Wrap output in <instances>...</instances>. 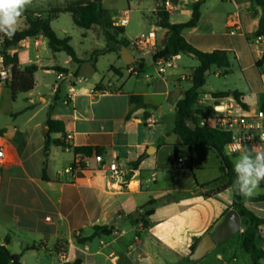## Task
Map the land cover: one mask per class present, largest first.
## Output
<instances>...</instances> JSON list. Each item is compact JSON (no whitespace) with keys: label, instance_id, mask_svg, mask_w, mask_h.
Instances as JSON below:
<instances>
[{"label":"crops","instance_id":"1","mask_svg":"<svg viewBox=\"0 0 264 264\" xmlns=\"http://www.w3.org/2000/svg\"><path fill=\"white\" fill-rule=\"evenodd\" d=\"M70 1L33 0L26 11L53 16L51 28L60 38L70 37L84 63L77 64L64 51L53 52L42 35L28 37L8 50L17 55L20 68L34 65L38 70L34 88L15 100L6 85L0 86V108L4 97L8 102L0 109V137L8 156L0 183V244L24 264H69L77 258L82 264H199L190 260L192 247L213 234L233 209V191L227 187L228 178L215 149L189 148L173 132L176 104L192 87V72L199 61L179 54L168 59L170 65L159 74V61H154L153 55L164 45L167 34L158 25L150 30L156 34L154 50L135 51L136 60L144 62L143 71L137 74L131 71L135 66L125 65L116 46L102 37L98 25L85 29L80 55L73 37L55 26L62 15L71 14L65 11ZM105 1H100L103 8ZM158 1L148 4L144 11L147 19V11H154ZM187 6L186 19L178 23L191 19L193 4L182 8ZM56 10L61 11L54 14ZM125 13L126 30L129 11ZM171 13L170 22L177 24ZM262 14V8L252 0H206L198 25L182 32L201 51L230 52V68L213 65L193 104L200 127L214 128L218 117L229 111L264 108V62L256 64L264 54V39L253 35ZM22 16L17 31L27 28ZM126 33L123 38L130 45ZM108 47L94 65L92 53ZM231 92L239 93V101L232 95L213 96ZM130 95L142 97L147 107H136ZM147 115L154 118L153 125L136 120ZM48 119L63 123L65 135L53 133L51 137L63 139L68 147L53 145L46 155ZM69 147L98 148L106 158L118 160L132 170L128 177L139 182L140 191L127 192L124 185L111 188L93 162L86 170L65 173L78 157ZM239 155L229 156L233 166ZM178 160L184 162L181 169L210 171L211 179L198 178L196 187L188 188H174V182L159 184L158 176L172 171ZM150 172L149 180L145 176ZM260 195H264V182L251 197ZM251 197H246L245 206L264 219V201H252ZM243 225L242 218V231L236 233L233 244H216L219 246L201 259L207 264H252L241 247ZM96 226H107L113 233L78 242L77 238L90 237ZM258 246L264 251V224L259 226ZM261 262L264 264V259Z\"/></svg>","mask_w":264,"mask_h":264},{"label":"trees","instance_id":"2","mask_svg":"<svg viewBox=\"0 0 264 264\" xmlns=\"http://www.w3.org/2000/svg\"><path fill=\"white\" fill-rule=\"evenodd\" d=\"M162 2L164 0H161ZM206 0H200L193 4L192 17L187 23L173 24L170 22V13L162 6L158 9V26L165 30L167 34L164 45L154 53L153 60L170 59L179 54H185L193 57L199 61V66L192 72V87L187 90L181 99L176 104V115L173 132L178 134L184 144L189 148L192 147H210L214 148L221 160V169L224 175L228 178L227 187H230L233 191L232 208L235 209L243 218V232L240 234L241 247L245 253H247L252 264H262L264 259V251L258 246V233L259 226L264 224V219L255 215L244 204L245 196H241L233 188V182L235 180L234 166L231 163L229 156L225 154V145L230 140L228 133L222 132L217 128L200 127L198 122V112L192 107L197 101L200 95V89L206 84L207 72L213 66L218 68H230V52L228 51H213L204 52L194 46H192L182 35V32L186 28H195L201 19V6ZM253 3L262 8L263 14L258 19L254 37L264 38V0H252ZM61 10H56L54 14L59 13ZM66 12L72 14L73 22L80 28L91 29L94 25H98L102 28L108 44L116 46V51L120 54V47H129V42L123 38L126 30L122 26H115L113 19L109 12L102 7L101 2H94V0H73L72 3L66 8ZM23 15L27 21V28L20 31H16L12 39H8L2 33L0 37L3 38V44L1 53L4 56L6 65H12V78L11 81L6 84V87L10 90L12 98L15 100L19 94L26 93L32 90L35 86L34 74L38 70L37 66H28L24 69L20 68L18 57L16 54H10L8 50L18 44L20 41L33 36L42 35L48 40V45L53 52L64 51L70 58L77 64H82L84 61L77 57V54L71 45L70 37L60 38L56 35L54 30L50 26V22L53 16L48 15L41 17L35 15L33 12L25 11ZM108 48L103 50H96L92 53L91 62L95 65V61L98 55L103 54ZM264 62V54L260 61L256 64L260 65ZM138 71H143L144 62L138 60L133 63ZM59 72L67 73L65 68L56 67ZM232 95L237 101H239L240 95L238 92L231 93H217L214 97H226ZM130 102L136 107H147L144 104L142 97L137 95H130ZM264 109V108H263ZM192 120L195 128L188 127L186 121ZM46 140H45V154L48 155L50 147L53 145L68 147L63 139H52L53 133H60L65 135V128L63 123L48 119L46 122ZM73 149L75 155L92 156L93 154H103L98 148L91 147H69ZM187 168V167H184ZM189 168V167H188ZM207 186V185H206ZM204 186V187H206ZM252 201H264V195L258 197H251ZM94 232L90 237L77 238L79 243H84L94 237L105 235L109 236L113 233V230L107 226H96L93 228ZM197 244L192 247V252L196 249ZM0 264H24L22 263L18 255H14L10 252L6 245L0 244ZM69 264H82V259L77 258L74 262Z\"/></svg>","mask_w":264,"mask_h":264},{"label":"built area","instance_id":"3","mask_svg":"<svg viewBox=\"0 0 264 264\" xmlns=\"http://www.w3.org/2000/svg\"><path fill=\"white\" fill-rule=\"evenodd\" d=\"M200 0H177V3L173 0H164L161 6L165 8L167 12H172L173 10H179L181 7L189 4H195ZM127 13L123 14L118 21H116L117 26H125L128 23ZM40 16V15H37ZM232 32H234L232 30ZM231 32V33H232ZM264 39L262 37L258 38ZM3 44V38H0V86L6 85L11 81L12 78V65H6L3 54L1 53ZM156 47V34L152 30L148 32L147 35L141 36L131 41L129 49L132 51L136 50H154ZM168 60V59H167ZM165 59H159L158 73H165L166 67L170 64ZM131 71L134 73H139L136 67H131ZM261 74L264 76V68L261 69ZM264 90V82H263ZM140 123L153 125L155 123L154 118L151 115L145 116V118L136 119ZM222 132L228 133L230 135V140L225 145L224 152L228 156H234L239 152L233 151V138L241 139V143L247 147H252L253 145H259L264 143L260 141V134L264 133V109H259L257 111L246 110L242 113H233L231 111L227 112L225 115L218 117L216 120L215 127ZM250 137V139H249ZM72 136H67V139H71ZM8 156L4 144L0 137V183L2 177V169L7 163ZM96 164V169L102 171L111 188L117 185H124L127 192H138L140 191V184L133 177H128L132 170L129 167L121 166L118 160L108 159L104 154H93L92 156H78L74 163L65 169V173L74 174L80 170H86L91 168V164ZM177 167H183L184 162L182 160L177 161Z\"/></svg>","mask_w":264,"mask_h":264},{"label":"rangeland","instance_id":"4","mask_svg":"<svg viewBox=\"0 0 264 264\" xmlns=\"http://www.w3.org/2000/svg\"><path fill=\"white\" fill-rule=\"evenodd\" d=\"M72 1L73 0H71L70 3H72ZM154 2L155 0H106L103 6L104 8L109 10L111 17L115 21H118L120 17L123 16L124 11H129V24L126 26V30H127L126 37L129 40H134L141 36L147 35L152 27L155 28L158 25V21H159L158 9L162 7L161 0L158 1L159 3L157 5H155L154 11H151V10L147 11V13H149L147 14L148 19L144 16V11L149 9L148 4L151 3L154 5ZM60 5L61 6L59 7L64 6L62 4ZM65 5L67 6L68 4H65ZM187 9H189L188 6L186 8L181 7L179 10H173L171 13V20L177 23L179 21L185 20L186 19L185 15L187 14V12H189V10ZM21 18L23 19V16ZM151 23L153 25H151ZM55 26L57 27L58 31H60V33H62V31H65L66 33L69 34V36L73 37L74 43L76 47H78L80 55H82L83 53V47L81 46L82 34L85 33L86 31L85 29L79 28L73 23L72 15L71 14L62 15L60 19L55 22ZM102 37L105 38L104 33H102ZM86 48L87 47L85 45L84 49ZM130 52H132L134 56L136 55L135 51L130 50ZM1 104H2V107H5V104H8L6 97L2 99ZM1 116L2 115H0V118ZM168 128H170V124ZM170 155L171 153L169 151L167 155L168 161H169ZM203 160H206V158H204ZM201 175H205V176H201ZM211 177H212V173H210V171H204L200 173V172H197V170H195L194 168L193 169L191 168L181 169L173 164L172 171H166V173L162 177L158 176V180H159L158 183L164 184V185H167V184L170 185L172 182H174V188L179 187V185L181 187L188 188L193 185L194 187H196L195 180L198 183V180H197L198 178L211 179ZM145 178L150 180L151 172L149 173V175H146ZM150 184L152 186L154 185V182ZM256 191L257 189L255 190L254 194L256 193ZM175 195L176 193L173 194L171 198H174ZM169 200L170 198H166V201H169ZM151 212L153 213V211ZM237 238H238L237 234L233 235L228 241H225L227 242L225 243L227 244L225 246L233 244L235 240H237ZM216 246H219V245H216ZM247 256L248 258H250L249 255ZM197 262H200L199 264H207V262L203 261V259H200Z\"/></svg>","mask_w":264,"mask_h":264},{"label":"clouds","instance_id":"5","mask_svg":"<svg viewBox=\"0 0 264 264\" xmlns=\"http://www.w3.org/2000/svg\"><path fill=\"white\" fill-rule=\"evenodd\" d=\"M32 3L33 0H0V33L12 39L20 18ZM233 140V151L240 153L234 164L233 188L241 196L251 197L264 182V143L249 148L241 143V139L234 137ZM260 141L264 142V133L260 134Z\"/></svg>","mask_w":264,"mask_h":264},{"label":"water","instance_id":"6","mask_svg":"<svg viewBox=\"0 0 264 264\" xmlns=\"http://www.w3.org/2000/svg\"><path fill=\"white\" fill-rule=\"evenodd\" d=\"M101 0H94V2H100ZM177 3V0H173ZM191 28H186L183 32L189 31ZM120 56L125 65L132 66L135 63V56L128 50L126 46L120 47ZM189 128L194 129L195 125L192 120L186 121ZM138 216V214H136ZM242 231V217L235 210L231 209L225 216L222 223L217 227L213 234L205 235L196 249L190 256L191 261H197L203 258L216 244L227 241L230 237L238 232Z\"/></svg>","mask_w":264,"mask_h":264}]
</instances>
